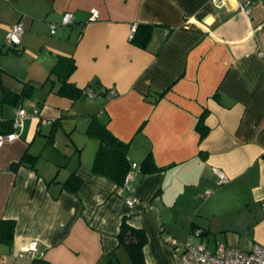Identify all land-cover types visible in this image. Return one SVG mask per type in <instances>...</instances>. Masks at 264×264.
I'll list each match as a JSON object with an SVG mask.
<instances>
[{
    "label": "crops",
    "instance_id": "obj_1",
    "mask_svg": "<svg viewBox=\"0 0 264 264\" xmlns=\"http://www.w3.org/2000/svg\"><path fill=\"white\" fill-rule=\"evenodd\" d=\"M92 10L97 21H90ZM65 13L70 26L61 25ZM16 24L20 44L8 47L5 36ZM141 24L154 26L146 50L129 39ZM60 57L74 60L69 83L99 99L94 114L129 144V160L139 164L151 154L163 169L133 175L132 206L90 172L95 141L71 145L72 162L49 152L34 170L13 169L25 152L41 157L31 143L43 123L72 109L73 101L56 94L59 83L46 82ZM27 82L36 90L50 86L43 102V94L35 101L36 117L23 101L1 103L2 88L20 93ZM19 109L26 115L17 139L0 142V220L15 221L11 246L0 245V264L33 257L106 264L118 250L123 217L146 233L147 264H180L171 241L243 253L264 246V0H0V119L14 120ZM204 114L209 132L201 140L196 126ZM72 173L82 181L76 194L61 187ZM192 223L209 237L192 233ZM34 242L33 256L18 257Z\"/></svg>",
    "mask_w": 264,
    "mask_h": 264
},
{
    "label": "trees",
    "instance_id": "obj_2",
    "mask_svg": "<svg viewBox=\"0 0 264 264\" xmlns=\"http://www.w3.org/2000/svg\"><path fill=\"white\" fill-rule=\"evenodd\" d=\"M154 26L152 25H138L135 28V33L130 43L141 49L146 50L150 44ZM19 46V45H17ZM17 46H13L14 48ZM75 70V63L72 58L60 57L55 66L49 72L46 82L59 83L57 95L61 98L75 101L81 97H88L89 87L79 89L75 85L69 83L68 79ZM42 85V84H41ZM39 85V86H41ZM37 86L30 82L24 83L20 93H14L8 89L2 88L1 103L9 106L21 105L22 101L32 98L34 90ZM164 92L158 93L152 99V102L157 103ZM95 95V94H94ZM114 96V94H113ZM95 97V96H94ZM32 115L37 116V112ZM205 114L198 119L196 129L200 135L201 140L205 138L209 132L204 123ZM16 119V118H15ZM14 120L0 119V136H8L14 132ZM88 125L85 130L87 137L97 141L98 146L94 154L90 172L96 176H100L109 180L115 186V192L122 199L133 197V192L130 190L129 184L125 185L124 180L126 175L131 171L132 163L128 158L129 144L118 140L108 129L107 124L100 121L99 115L93 114L87 117ZM59 124V121H54L50 133L46 136L47 144L53 145V127ZM39 156L25 152L18 162L14 165L13 169L18 167H26L31 170L35 169L36 162ZM134 172L140 175H151L163 171L158 168L152 159L151 154H147L139 164ZM52 179L50 182H54ZM130 183V182H129ZM82 185V181L74 173L70 174L68 178L61 184L62 190L70 194H76ZM199 227L191 224V232L195 231L201 238H208L209 233L205 230H198ZM15 221L13 220H0V245L11 246L14 241ZM118 248H123L125 251L128 262L121 263L117 252L112 251L106 256V264H147L144 258L143 249L148 242L146 233L142 229H138L130 225L128 217H123L119 226V231L116 235ZM251 252V251H250ZM249 253V252H248ZM30 264H50L48 261L34 258Z\"/></svg>",
    "mask_w": 264,
    "mask_h": 264
},
{
    "label": "built area",
    "instance_id": "obj_3",
    "mask_svg": "<svg viewBox=\"0 0 264 264\" xmlns=\"http://www.w3.org/2000/svg\"><path fill=\"white\" fill-rule=\"evenodd\" d=\"M249 14V11L246 12ZM99 19V13L96 10L90 11V21H97ZM73 23L72 14L65 13L61 18L62 26H70ZM56 31L55 25H50V34L54 35ZM23 29L20 24L14 25L5 36L6 46L13 47L20 44V37ZM135 33V27L131 28L129 39L131 40ZM88 97L94 98V93L88 91ZM113 96V94H111ZM25 113L20 109L17 112V117L13 124L14 130L20 126V119L25 117ZM18 135L12 133L8 136H0V141H14ZM137 169L136 164L131 165V171L126 175L124 183L129 184L132 180L135 170ZM219 183L224 184L228 182L227 176L217 171ZM205 196L209 195V192H205ZM119 196V192H118ZM126 205L132 206L135 203V199L128 197L124 200ZM198 235V234H197ZM171 247L178 251L180 264H264V246H254L251 252L243 253L237 249L229 248L222 244H217L213 249L206 248L203 244L191 245L190 243L181 245L176 241H171ZM37 244L31 243L26 251H22L18 254V257H26L28 255H34L36 252Z\"/></svg>",
    "mask_w": 264,
    "mask_h": 264
},
{
    "label": "rangeland",
    "instance_id": "obj_4",
    "mask_svg": "<svg viewBox=\"0 0 264 264\" xmlns=\"http://www.w3.org/2000/svg\"><path fill=\"white\" fill-rule=\"evenodd\" d=\"M50 86L46 85L45 88L42 90H36L33 94V97L28 100L23 101V110H29L30 112H36L38 109V104L36 105L35 101L38 100V97L42 95V99L40 102H43L44 96L49 91ZM99 99L97 98H91V97H85V98H79L75 101H73V106L70 111H67L65 113H62V118L56 121H59V124H57L55 127H53V145L46 144V139L42 134H48L49 130L52 128V122L51 119H47L45 123L42 125V132L41 134H37L34 141L31 143V150L36 152H39L41 154V157L38 159L40 162L45 161L47 163V153L49 152L55 156L53 158H57V154H62L63 156L67 157L68 162L74 161V157H72L73 154V148L71 145L74 146V143L80 144L82 141L86 140L90 145H92V142L95 141L96 143L95 147L97 148L98 144L97 141L89 138L85 135V127L87 124L86 116L92 115L99 111ZM29 106V108H28ZM32 106V107H31ZM22 110V111H23ZM23 111V112H24ZM45 112V109H44ZM43 112V113H44ZM73 116V117H72ZM15 117H17V112ZM25 118L20 119L18 123L20 122V126H23V121ZM28 119V118H26ZM30 119V118H29ZM3 142V141H0ZM93 143V145H94ZM89 145V146H90ZM89 152H94L95 148L91 149V146L88 147ZM91 149V150H90ZM68 153V154H67ZM45 154V155H44ZM93 160V157H92ZM69 166V165H68ZM169 244V243H168ZM170 245V244H169ZM118 258L121 263H127L128 258L123 250V248H118L116 251Z\"/></svg>",
    "mask_w": 264,
    "mask_h": 264
}]
</instances>
